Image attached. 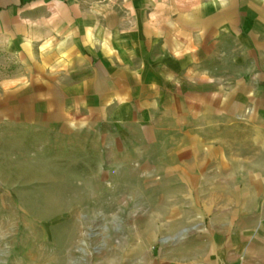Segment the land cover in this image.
I'll return each instance as SVG.
<instances>
[{
	"label": "crops",
	"instance_id": "obj_1",
	"mask_svg": "<svg viewBox=\"0 0 264 264\" xmlns=\"http://www.w3.org/2000/svg\"><path fill=\"white\" fill-rule=\"evenodd\" d=\"M0 126L85 137L156 207L208 196L142 264H264V0H0Z\"/></svg>",
	"mask_w": 264,
	"mask_h": 264
},
{
	"label": "rangeland",
	"instance_id": "obj_2",
	"mask_svg": "<svg viewBox=\"0 0 264 264\" xmlns=\"http://www.w3.org/2000/svg\"><path fill=\"white\" fill-rule=\"evenodd\" d=\"M130 173L104 174L85 137L0 126V264H142L211 218L208 196L156 207Z\"/></svg>",
	"mask_w": 264,
	"mask_h": 264
}]
</instances>
